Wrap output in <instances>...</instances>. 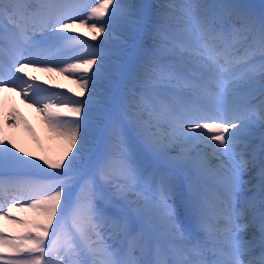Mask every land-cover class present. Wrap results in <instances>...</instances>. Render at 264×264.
I'll return each mask as SVG.
<instances>
[{"label": "snow or ice", "instance_id": "1", "mask_svg": "<svg viewBox=\"0 0 264 264\" xmlns=\"http://www.w3.org/2000/svg\"><path fill=\"white\" fill-rule=\"evenodd\" d=\"M30 69L79 91L42 99ZM5 90L66 151L0 136V220L23 229L0 226V264H264V0H0Z\"/></svg>", "mask_w": 264, "mask_h": 264}, {"label": "bare ground", "instance_id": "2", "mask_svg": "<svg viewBox=\"0 0 264 264\" xmlns=\"http://www.w3.org/2000/svg\"><path fill=\"white\" fill-rule=\"evenodd\" d=\"M92 4V1L87 0ZM149 3L163 5L168 3V0H146ZM87 9L81 13L84 15ZM88 33L83 39H90L92 33L87 27H80L79 34ZM71 35H76L70 33ZM107 36L105 33L96 41H91L93 44L99 45L100 40ZM123 37L117 32L116 37L110 39L106 45V50H119L120 41ZM80 49L74 51L62 52L61 60L74 62V57L80 53ZM49 65H39L38 67H47ZM51 67L63 66V64H52ZM32 75L39 77V80L51 89L50 92H41V98L51 96L55 93V101L68 102L75 98L74 93L79 91V85L74 81L79 79L80 74L70 76L66 73L47 72L35 69H30ZM91 87V85H90ZM15 114V122H11V116ZM0 136H6L7 140L22 148L25 153H31L34 157H46L51 160L59 159L66 151V143L63 139L56 137L49 131L47 124L44 121L43 114L38 112L35 107H30L20 95L19 91H3L0 92ZM11 195L8 193L0 199V205H4L11 200ZM21 205H17L14 210V215L25 219L36 218L34 210L25 209L20 211ZM2 226L8 234H19L22 232V226L14 224L11 220H0Z\"/></svg>", "mask_w": 264, "mask_h": 264}]
</instances>
